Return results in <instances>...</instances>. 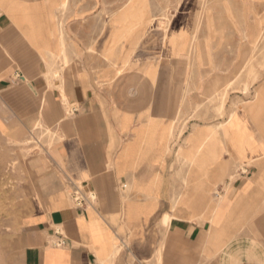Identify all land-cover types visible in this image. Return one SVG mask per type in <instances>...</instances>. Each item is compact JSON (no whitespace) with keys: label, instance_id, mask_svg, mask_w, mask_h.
I'll use <instances>...</instances> for the list:
<instances>
[{"label":"crops","instance_id":"1","mask_svg":"<svg viewBox=\"0 0 264 264\" xmlns=\"http://www.w3.org/2000/svg\"><path fill=\"white\" fill-rule=\"evenodd\" d=\"M114 3L0 0V132L56 135L3 264H264V92L227 133L190 123L181 137L193 29L168 47Z\"/></svg>","mask_w":264,"mask_h":264},{"label":"rangeland","instance_id":"2","mask_svg":"<svg viewBox=\"0 0 264 264\" xmlns=\"http://www.w3.org/2000/svg\"><path fill=\"white\" fill-rule=\"evenodd\" d=\"M114 10L125 16L130 31L139 26H145L147 33L165 30L168 47L175 42L177 28L186 40L192 27L191 43L181 61L195 83L194 112L175 123L183 125L181 137L190 123H212L227 133L237 108L255 94L256 99L262 97L258 85L264 80V0H115ZM66 106L72 110L68 102ZM210 130L205 140L220 142L218 131ZM55 138L38 126L30 132H0V264L12 248L24 215L20 210L34 184V158L45 157ZM182 156L180 148L178 157Z\"/></svg>","mask_w":264,"mask_h":264},{"label":"built area","instance_id":"3","mask_svg":"<svg viewBox=\"0 0 264 264\" xmlns=\"http://www.w3.org/2000/svg\"><path fill=\"white\" fill-rule=\"evenodd\" d=\"M73 112L77 111L75 107L72 108ZM92 194H86L79 186L75 191V203L77 207L84 208L91 200Z\"/></svg>","mask_w":264,"mask_h":264},{"label":"bare ground","instance_id":"4","mask_svg":"<svg viewBox=\"0 0 264 264\" xmlns=\"http://www.w3.org/2000/svg\"><path fill=\"white\" fill-rule=\"evenodd\" d=\"M256 28V27H255Z\"/></svg>","mask_w":264,"mask_h":264}]
</instances>
